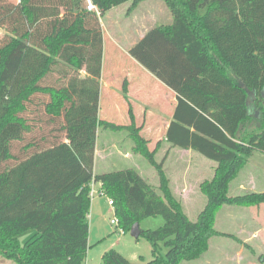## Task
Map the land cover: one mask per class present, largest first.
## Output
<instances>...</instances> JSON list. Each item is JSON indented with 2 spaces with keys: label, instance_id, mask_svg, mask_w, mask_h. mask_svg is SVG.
Returning a JSON list of instances; mask_svg holds the SVG:
<instances>
[{
  "label": "trees",
  "instance_id": "trees-1",
  "mask_svg": "<svg viewBox=\"0 0 264 264\" xmlns=\"http://www.w3.org/2000/svg\"><path fill=\"white\" fill-rule=\"evenodd\" d=\"M86 1L0 3V27L7 32L0 39V257L13 264H83L89 186L94 182L113 200L124 232L144 218H163L161 227L140 230L151 245L149 264L197 260L218 234L215 217L223 205L264 204V193L228 196L230 183L248 160L255 153L264 155V107L257 120L249 105L250 94L256 96V106L264 89V81H257L264 71L255 68V59L264 68V0H162L171 22L149 29L128 50L175 94L164 142L198 152L217 165L213 178L200 184L207 202L194 222L171 194L162 163H154L160 143L153 151L147 149L131 106L128 126L98 119L103 56L99 19L115 1L90 0L99 15L86 10ZM231 17L245 32L263 28L256 33L263 41L252 44L255 33H235ZM246 53L255 68L253 78L234 63ZM239 63L246 66L244 60ZM83 68L87 75L81 78ZM37 126L46 127L48 134L27 141ZM98 128L129 133L134 151L156 166L160 192L134 169L93 173ZM28 231L33 236L20 244L19 236ZM101 261L132 264L114 250Z\"/></svg>",
  "mask_w": 264,
  "mask_h": 264
},
{
  "label": "rangeland",
  "instance_id": "rangeland-1",
  "mask_svg": "<svg viewBox=\"0 0 264 264\" xmlns=\"http://www.w3.org/2000/svg\"><path fill=\"white\" fill-rule=\"evenodd\" d=\"M4 1L11 5L19 3V0H0V3ZM114 1L113 8L109 10L102 19H99L104 26L103 29L105 33V73L113 66V63L117 64L120 60L130 69V63L123 58L125 49L132 45L136 37L140 34L142 35L149 27H157L163 24L167 25L172 20L171 13L162 0H142L135 4L133 0ZM229 21L231 22V29L235 33L240 31L243 35L247 34L248 36L255 33L256 36H254L253 39L250 38V40H253V42H251L252 44H258L263 41V37H259L256 34L260 32L259 29L263 28L248 27L254 30H247V32H245L233 22L232 17ZM6 34V29L0 27V39H3ZM112 38L115 39L117 43H115ZM247 55L249 57H247ZM241 57L244 59L234 60L237 70L241 74L253 78L252 74L257 65L264 71V68L259 64L257 59H255V68L252 67L249 61V54H242ZM252 59L254 58L252 57ZM242 60L245 61L246 66H244L243 63H239ZM126 76V73L121 76L119 75L114 82L115 87L113 89L121 99V105H123L121 112L117 113L114 111L115 107L118 110L116 102L108 104L105 98H103V103H101V116H104L105 110L110 111L108 113L111 115V121L118 125L128 126L130 125L128 113L129 103L128 100L125 99L127 95L122 93ZM50 77L52 80L56 76H54V78L53 75ZM263 77L264 74L259 75L257 80L258 83L264 81ZM51 80L49 84L52 82ZM132 93L134 94L133 91ZM43 100L46 99L40 98L39 101L42 102ZM255 100L257 101L256 96L250 94L249 105L252 106V115L255 119L259 120L261 118V108L264 107L263 90L260 103L257 102L256 106L254 104ZM135 109L140 111L139 106ZM143 111L144 109H141V116L138 117L139 124H142L144 120L143 117L145 114ZM251 125L252 127L256 126L253 122ZM48 131L46 127L42 129L37 126V130L26 135V139L29 141L34 135H47ZM98 134L99 145L102 144V146H106L108 142H112L115 151L125 150L132 159L130 158L128 161H125L116 155L110 156L107 160L99 159L97 165L93 169L94 173L99 175L122 169H134L152 188L157 192L159 191L160 176L156 166L151 164L141 153H136L134 151L135 143L132 141L127 131L114 132L109 129L99 128ZM155 143L156 141L147 140V149L153 151L156 148ZM15 149L18 151V147ZM180 151L181 149L177 147H171L166 144L162 146L159 145L154 152V163H162V173L165 178L168 179V187L171 194L181 204L188 219L194 222L207 202L206 196L201 192L200 184L204 181H210L213 178L217 165L193 150H190L188 154ZM256 155L257 156L251 157L252 159L250 158L248 160L249 164L247 162L245 167L238 173V176L230 183L228 191L229 197H237L249 193H264V169L260 170L259 167L254 164L253 159L255 157H260L259 153ZM117 157L119 161L116 160ZM262 167L264 168V164ZM187 170H189V175L187 174ZM184 177L188 178L185 179ZM252 182L260 183L261 186L253 187ZM241 184H243V189H241ZM107 207L106 203V208ZM89 216L88 225L91 220V215ZM101 216V221H99V225L96 229H94V225L96 226V219L95 216L93 217V225L91 228L93 231L92 233L88 231V250L83 264H102V255L110 250L118 252L132 264H149L152 261L153 256L150 243L143 236H139L138 238L131 236L130 230L133 225L129 230L126 229L124 233H120L117 227L110 224V220L113 218L110 207H108L104 213H101ZM163 224L164 220L161 216L149 217L140 220L138 222V228L140 230H155ZM214 229L218 234L209 240L208 251L197 260L183 261L180 264H262L261 262L259 263L257 257L264 255V253H261L264 252V204L251 207H239L225 204L216 214ZM257 231L258 234L256 239H252L251 234ZM33 234L34 231H28L20 235V244L27 242ZM222 235H229V237ZM165 252L166 249L161 246L160 253L163 255ZM0 264L13 263L0 257Z\"/></svg>",
  "mask_w": 264,
  "mask_h": 264
},
{
  "label": "crops",
  "instance_id": "crops-1",
  "mask_svg": "<svg viewBox=\"0 0 264 264\" xmlns=\"http://www.w3.org/2000/svg\"><path fill=\"white\" fill-rule=\"evenodd\" d=\"M101 24V21H100ZM103 25L101 24L102 28V34H103V56H102V66H101V76H100V96H99V110H98V119L101 121H105L107 123L115 124L110 118V114L105 110L104 116H101V103L103 98H105L106 102L108 104H112L113 102H116L118 105V110L116 107L114 108L115 112H121V109L123 108L121 99L118 94L113 90L115 87V80L120 75L127 74L125 82L126 88H127V99L128 103L132 108L135 124L137 127H139L140 134L149 141H156L155 147L157 143H160L159 145L162 146L163 144L169 145L168 143L164 142L165 135L167 132V129L172 121L173 112L176 104V98L175 94L168 89L166 86H164L159 80H157L153 75H151L148 71H146L144 68H142L134 59H132L128 55V50L131 46H133L139 39H141L144 34L154 27H149L142 35L140 34L138 37H136V40L127 47L124 51L123 58L130 63L131 68L128 69L126 67L125 63H122L123 61L120 60L117 64H112L111 68H109L105 73V56H104V43H105V33L103 29ZM112 40L116 42L115 39L112 38ZM115 66V67H114ZM86 72L84 68L80 71V77L84 78L86 77ZM134 92V94L132 93ZM118 95V96H117ZM109 101V102H108ZM139 106L140 111L136 110L135 108ZM128 106V105H127ZM141 109H144V120L142 124L138 123V117L141 116ZM117 110V111H116ZM108 113V114H107ZM103 117V118H102ZM105 117V118H104ZM111 119V120H110ZM118 125V124H116ZM120 126H126V125H120ZM99 129V128H98ZM96 145H95V153H94V167L97 165V161L99 159L107 160L110 156L116 155L120 159L128 161L132 157L128 154L127 151L122 150H116L112 142H108L106 146L99 145L98 139L99 134L97 130L96 134ZM112 144V145H111ZM180 152L190 153V150H183L181 149ZM115 153V154H114ZM255 153L252 158L256 155ZM260 157H255L254 164H256L260 170L264 169L262 165L264 164V155L259 153ZM118 157L116 158L117 161H119ZM251 158V159H252ZM249 164V162H248ZM124 170V169H122ZM189 170H187V174L189 175ZM264 171V170H263ZM94 173V172H93ZM264 173V172H263ZM96 174V173H94ZM187 179L186 177H184ZM199 184V183H198ZM258 184V185H257ZM253 187L254 186H261L260 183L252 182ZM99 185H97L98 187ZM241 189H243V184H241ZM105 199V198H104ZM102 199V197H96L93 201H91L90 205V211L89 215H91V220L89 221V232L92 233V225H93V217L95 216L96 219V226L94 225V229H96L99 225V221L101 216V213H104L108 207L106 208V202ZM113 214V213H112ZM90 217V216H89ZM258 234L257 232H254L251 234L252 239H256ZM264 253V252H261ZM257 260L259 263L261 262L264 264V255L257 257ZM253 263V261H252Z\"/></svg>",
  "mask_w": 264,
  "mask_h": 264
},
{
  "label": "built area",
  "instance_id": "built-area-1",
  "mask_svg": "<svg viewBox=\"0 0 264 264\" xmlns=\"http://www.w3.org/2000/svg\"><path fill=\"white\" fill-rule=\"evenodd\" d=\"M86 10L87 11H93L95 12L97 15H99V12H98V9L96 6H94L90 0H87L86 1V6H85ZM97 185L99 184H96L94 182H92L90 184V190H89V198H90V201H93L96 197H102V198H105L106 199V203H107V206L111 208L112 210V213H113V218L110 220V224L111 225H114L115 227H117L120 231V233H124L123 229L119 227V223H118V220L114 214V204H113V200L110 199L109 197H107V195L105 194L104 190L101 188V186L99 185L97 187Z\"/></svg>",
  "mask_w": 264,
  "mask_h": 264
},
{
  "label": "water",
  "instance_id": "water-1",
  "mask_svg": "<svg viewBox=\"0 0 264 264\" xmlns=\"http://www.w3.org/2000/svg\"><path fill=\"white\" fill-rule=\"evenodd\" d=\"M263 91H264V89H263ZM130 234H131V236L134 237V238H138V237L140 236V229L138 228V223H135V224L132 226V228H131V230H130Z\"/></svg>",
  "mask_w": 264,
  "mask_h": 264
}]
</instances>
